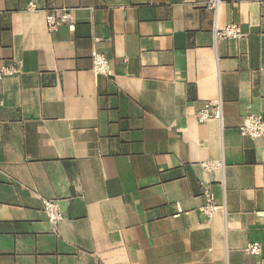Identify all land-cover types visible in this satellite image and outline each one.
I'll list each match as a JSON object with an SVG mask.
<instances>
[{
  "label": "crops",
  "instance_id": "crops-1",
  "mask_svg": "<svg viewBox=\"0 0 264 264\" xmlns=\"http://www.w3.org/2000/svg\"><path fill=\"white\" fill-rule=\"evenodd\" d=\"M209 1L0 0V70L19 69L0 80V264H264V136L239 128L264 116V0ZM230 23L243 37L216 39Z\"/></svg>",
  "mask_w": 264,
  "mask_h": 264
},
{
  "label": "built area",
  "instance_id": "built-area-1",
  "mask_svg": "<svg viewBox=\"0 0 264 264\" xmlns=\"http://www.w3.org/2000/svg\"><path fill=\"white\" fill-rule=\"evenodd\" d=\"M222 0H210L208 7L213 11L215 18L218 16L219 6ZM28 10L39 9L35 3H30L27 7ZM71 11L69 7H61L57 9H47L46 24L49 31H56L61 25L71 20ZM73 27V25H71ZM216 39H234L238 40L243 37V32L237 23H230L223 28L215 27ZM93 71L97 74H111L110 61L108 57L97 50L92 52ZM19 73L18 67L13 65L4 66L0 70V80L4 76H9ZM197 120L199 123H206L210 120H217L222 123L223 120V107L220 100L216 102H207L198 112ZM240 132L243 136L251 138H259L264 136V116L260 113H252L245 117L240 125ZM206 170L223 169V160L206 161L202 163ZM203 194L206 202L203 206L204 214L211 218L217 212L224 210V205L215 202V196L211 190L210 184L203 183ZM43 211L45 212L48 221L56 227L63 219L64 215L60 204L55 199H43ZM246 250L251 255H259L261 253L260 243H249Z\"/></svg>",
  "mask_w": 264,
  "mask_h": 264
}]
</instances>
